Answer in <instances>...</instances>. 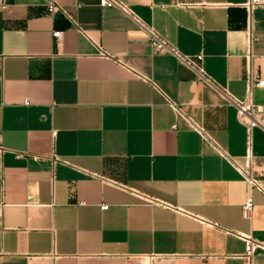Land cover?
<instances>
[{"label":"crops","instance_id":"0c3cea01","mask_svg":"<svg viewBox=\"0 0 264 264\" xmlns=\"http://www.w3.org/2000/svg\"><path fill=\"white\" fill-rule=\"evenodd\" d=\"M47 1L0 0V264H246L233 232L264 242V194L237 166L264 186V128L248 162L225 93L244 102L264 79V5L122 0L181 54L202 53L212 85L121 10ZM252 99L264 105V87Z\"/></svg>","mask_w":264,"mask_h":264},{"label":"built area","instance_id":"2783aa9c","mask_svg":"<svg viewBox=\"0 0 264 264\" xmlns=\"http://www.w3.org/2000/svg\"><path fill=\"white\" fill-rule=\"evenodd\" d=\"M98 4L101 7H115L119 10H121L125 15L130 17L132 20H134L148 35L152 45L155 47L156 50H164L167 51L173 55H175L179 61L182 63L186 64L188 67H190L193 72L196 74L197 77L200 79L215 85L213 80L207 75L205 70L203 69L202 66V61H203V54L199 53L194 56H189V55H183L181 54L174 46L169 44L167 41H165L159 34L158 32L150 25H147L144 23L133 11V9L124 1L122 0H98ZM243 5L248 9L252 10L255 6L258 5H264V0H245L243 2ZM47 10L50 13H54L59 10V7L55 3V0H48L47 1ZM63 31L57 30L53 32V36L59 38L62 35ZM256 87H264V79H260L259 77H252L250 79V84H249V98L248 100L241 102V101H236L232 97H230L227 93H225V97L228 102L233 103L236 108H237V116L240 122H242L247 130L248 133V140H247V158L248 162H250L251 158V133L254 127L261 126L264 128V123L262 121V113L264 110V105L262 104H257L253 101L252 95H253V90ZM26 104L28 103V100L24 101ZM169 105L177 111V113L182 114L180 108L177 106V104L171 100H169ZM190 126L197 131L202 139L207 143L208 145L214 147L220 155H222L225 158H228L227 154L223 149H221L218 144L215 142V140L212 138V136L206 131V129L198 125L197 123L193 122L190 119H187ZM22 156V154H20ZM36 159L39 158L38 155L34 156ZM55 160H58L57 157H54ZM237 168L243 173L245 176L249 186L251 189H256L261 191L264 194V186L263 184L253 176L248 171L249 164L247 168H242L240 166H237ZM153 200V199H151ZM254 203H253V198L250 195L247 197L243 204V215L245 217H250L251 213L253 211ZM181 212H184L180 209H178ZM209 223L208 221H204ZM234 235L237 237L243 239L245 241V254H244V259L246 261V264H250L251 257L254 255V253L258 250H264V242L255 240L251 237V235L247 234H242L238 232H233ZM205 264V263H203Z\"/></svg>","mask_w":264,"mask_h":264}]
</instances>
